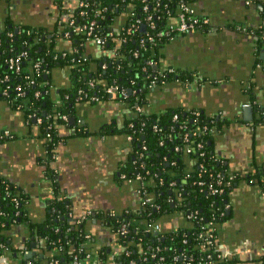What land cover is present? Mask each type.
<instances>
[{
  "label": "crops",
  "instance_id": "obj_1",
  "mask_svg": "<svg viewBox=\"0 0 264 264\" xmlns=\"http://www.w3.org/2000/svg\"><path fill=\"white\" fill-rule=\"evenodd\" d=\"M76 3L65 0L69 8ZM191 9L208 19L210 29L171 38L159 51V68L187 72L192 78L153 88L146 109L199 111L217 124L211 154L236 177L226 199L227 218L217 227L219 249L235 264H264V178L257 174L264 164V46L252 35L253 29L264 28V0H193ZM62 18L55 0H0V31L11 23L42 28L63 56L73 43L59 34ZM169 25H176V19ZM83 53L91 57L89 68L95 74L102 51L88 45ZM48 81L56 99L70 85L69 70L55 67ZM129 116L127 106L109 98L78 102L73 125L56 127L58 141L48 156V141L38 125L0 97V135L9 132L13 137L0 140V181L21 195L29 224L45 223L49 200L66 199L70 217L92 237L91 253L106 249L104 264H113L122 250L104 217L128 213L138 200L137 183L123 177L135 154L119 133ZM193 161L187 158L184 171L193 170ZM18 223L3 231L16 251L30 237L26 225ZM157 223L165 231L189 226L179 212L163 215ZM41 247L34 250L42 257L35 256L32 264L48 262L51 254ZM18 257L6 253L0 264H24Z\"/></svg>",
  "mask_w": 264,
  "mask_h": 264
},
{
  "label": "trees",
  "instance_id": "obj_2",
  "mask_svg": "<svg viewBox=\"0 0 264 264\" xmlns=\"http://www.w3.org/2000/svg\"><path fill=\"white\" fill-rule=\"evenodd\" d=\"M76 1H82L87 6L78 8L76 3L74 8H69L65 0H55V7L63 16L60 20L61 25L58 26L61 30L59 34L67 33L66 37L73 43L72 51L63 56L54 50L55 42L48 38L50 32L42 28L15 26L11 23L6 24L5 29L0 31V97L9 103V100L16 98L15 88L21 87L23 96L17 97L13 105L9 104L23 111L27 120L35 119L43 137L50 135V140L46 143V152L50 156L58 141L56 127L68 123L74 114L75 104L89 101L91 97L98 99L104 97V87L112 83L124 90L128 98L123 104L127 106L130 116L119 133L132 137L131 145L135 154L133 162L123 173L127 179L133 181L137 175L142 177L149 186V195L153 197L151 205H158L159 209L149 204H140L139 197L134 210L125 214H116L114 218H105V222L113 232L121 222L129 224L128 236L120 237L114 232L116 243L122 249L115 257L114 263L128 264L132 260L135 264H142L140 261L142 253L148 248L158 247L160 251L154 260H150L151 264H157L160 257L163 258V263H167L172 257L180 255H184L185 259H179L177 264H185L186 261L191 260L190 264H204L208 252L197 238L199 229L208 221H213L212 232L216 245H219L217 227L227 218V212L224 211L221 216L219 210L225 207L227 195L236 181L235 178L231 187L225 189L221 196L216 197L200 192L193 185L200 164L208 173H219L224 177L229 175L221 162L211 154V135L201 132L203 126L217 129V124L213 119L205 118L199 111L185 113L179 110H166L152 113L146 109L147 95L153 88L160 86L162 80L188 82L192 78L187 72L160 76L159 51L170 40L165 33L171 20L178 16L180 6L186 5L191 8L193 0ZM81 12L84 14L81 15ZM147 16H151L153 28H150L145 21ZM137 20L142 21L140 25L136 24ZM70 21L72 25L69 24ZM91 22L94 23L93 34L104 40L101 48L93 43H86L84 34L78 31ZM142 26H144L143 31H141ZM245 31L249 33L251 29ZM252 31L258 44L263 47L264 42L261 37L264 35V28L260 27ZM9 34L12 36L9 37ZM148 38H152V41L149 42ZM140 41H143L142 46ZM88 45L97 47L103 55V58H99L103 59L101 63L96 60L100 64H97L95 74L90 72L89 68L91 57L83 53ZM21 52H26L27 57L22 61L20 72L9 71L5 61ZM134 52L138 53L136 57L133 56ZM149 61L156 64L154 68L146 65ZM36 63L39 65L38 71L32 68ZM100 65H104L105 69H101ZM55 67L67 68L70 73L69 87L60 91L56 99L51 96L48 81L49 73ZM143 67H146L145 71H142ZM4 76H8V79L1 82ZM91 81L93 86L89 85ZM152 83L154 86H150ZM3 91H6L5 96L2 94ZM135 105L141 106L144 112L135 114L133 111ZM263 112L261 111L263 115L261 120L264 118ZM193 113H197L198 116ZM174 115H177L175 121ZM76 125L75 123L74 126ZM128 125H132V128ZM80 127L77 129L82 131ZM153 127L157 130L154 131ZM108 130L106 128L105 133ZM198 143L203 145V157H199V151L196 149ZM176 146L180 151L174 150ZM142 147L146 148L145 151H142ZM185 148L191 149L190 154L185 153ZM139 153L142 154L141 158L138 157ZM187 158L194 160L191 172L184 171ZM257 174L264 178V164L259 167ZM160 179L164 181V185H159ZM202 179L209 180L207 174H203ZM169 181L176 183L173 189H167L166 185ZM176 192L180 196H176ZM14 199L19 200L17 207ZM21 201V195L16 193V189L0 181V255L6 253L5 248L11 247L3 231L12 224L20 222L18 224H25L29 232L30 237L24 243L27 249L30 244H36L37 240H41V245L50 252V257L57 259L60 264L70 260L72 248L84 264H92V259L87 260L88 255L90 257L93 251L92 237L84 232L80 223L69 216L70 210L66 199L56 197L47 202L46 220L41 225L28 223L24 217ZM174 212H179L184 217L196 212L197 219H191L188 228H175V232L162 230L158 236L145 232L147 221L154 223L161 216ZM86 235L88 238H84ZM55 250L57 253L53 252ZM94 252L97 264H104L107 257L106 249L102 248ZM260 262L263 264L261 260ZM212 264H235V262L227 258L222 262L213 260Z\"/></svg>",
  "mask_w": 264,
  "mask_h": 264
},
{
  "label": "built area",
  "instance_id": "obj_3",
  "mask_svg": "<svg viewBox=\"0 0 264 264\" xmlns=\"http://www.w3.org/2000/svg\"><path fill=\"white\" fill-rule=\"evenodd\" d=\"M87 5L84 4L82 1H77V7L78 8H85ZM145 10V8H144ZM180 12L178 14V16L176 17V25H169L168 31L167 33H165V35L167 37H169V39L173 38L174 36H179V35H185V34H190L196 31H203V30H207L210 29V23L208 21L207 18H203L201 16H197L193 13V10L186 5H181L180 6ZM81 15H83L84 13L81 12ZM97 14H99V12H97ZM145 21L148 23L150 28H153V22L151 19V16H147ZM141 20H137L136 24L140 25L141 24ZM70 25H72V21L69 22ZM93 27H94V23L91 22L86 26H82L81 28H79V32L84 34V38H85V42L86 43H93L95 44L97 47H102L104 44V40L101 37H97L96 35L93 34ZM129 32V30H128ZM65 36H67V33H64ZM9 37H11L12 35L9 34ZM158 36H160V34H158ZM261 40L264 42V35L261 37ZM148 41L151 42L152 38H148ZM141 46L143 45V41H140ZM138 55L137 52L133 53V56L136 57ZM27 57V53L26 52H21L19 54H16L12 57H9L5 62L7 65V68L9 71H13L15 73H19L21 70V64L24 58ZM147 66L149 67H155V63L152 61H149L146 63ZM38 63L34 64L32 68L36 69V71H38ZM101 69H105L104 65H100ZM146 67L142 68V71H145ZM175 71L173 69H161L159 70V74L162 77H165L167 74H171L174 73ZM8 76H4V78L2 79L1 82H5L7 81ZM166 83V81L162 80L160 85H164ZM90 86H93V82L91 81L89 83ZM150 86H154V84L152 83V85ZM17 95L16 98L18 97H22L23 93H22V89L20 86H17L15 88ZM4 96L6 95V91H3L2 93ZM104 97L102 98H96V97H91L89 98V101L92 102H96L100 99H106L109 98L111 100L114 101H118L121 104H123V102L126 101V99L128 98L127 93L120 89L116 84L112 83L109 85H106L104 87ZM16 98L9 100L10 104H14L16 102ZM84 98H86L84 96ZM135 102H137V98H135ZM133 111L135 114H141L144 112V109L141 106L135 105L133 107ZM195 116H198L197 113H193ZM63 120H66L65 117H62ZM177 119V115L173 116V120L175 121ZM128 127L132 128V125H128ZM153 130L156 131L157 129L155 127H153ZM214 128H207L205 126H203L201 128V132L202 133H208L210 135H212V133L214 132ZM11 139L13 137L10 136L9 132H3L0 135V140H7V139ZM45 139L47 141L50 140V135L47 134L45 136ZM126 141L128 143L131 144L132 142V137L131 136H126ZM145 147H142V151H145ZM196 149L199 151V157H203L204 156V152H203V145L201 143H198L196 145ZM175 151H180L179 147H175L174 149ZM191 149L190 148H185V153L186 154H190ZM139 158L142 157V154L139 153L138 155ZM207 174V177L209 178V180H204L202 179V175ZM123 177L125 179L126 176L123 175ZM235 176L229 174L228 176L224 177L221 176L219 173H208V171L203 167V165H199L198 167V174L196 179L193 181V185H195L200 192H206V194L210 195V196H221L224 193V190L227 188H230L231 185L233 184L234 180H235ZM128 181L132 182V179H127ZM133 182H136L138 185V188L136 190L137 196L138 198L141 200L140 204H149L151 207L155 208V209H159L158 205H151V203H153V197H151L149 195L148 192V185L145 183L144 179L140 176H136V178L134 179ZM159 185H164V181L162 179L159 180ZM176 183L173 181H169L167 182V189H173L175 187ZM176 196H180L177 192H176ZM138 199V200H139ZM14 204L15 207H17L19 205V200L18 199H14ZM170 202V201H169ZM219 210V209H218ZM228 210V205L226 203L225 207L222 208V210H219V213L221 216H223V212ZM70 216V215H69ZM116 216V214H114L113 212L110 213L109 215L105 216L109 217V218H114ZM185 219L189 222V224H191V219L192 220H196V212H194V214H188L187 217H185ZM201 220V219H200ZM146 229L145 232L147 234H154L157 233L158 235L162 232V227L157 223V222H150L147 221L146 222ZM214 224L213 221H208L207 223H205L203 226L200 227L199 229V233L197 235V238L200 240L201 245L205 248V250L208 252H206V256H205V262L204 264H212L213 260L215 261H219L222 262L224 260H226L228 257L227 254L223 253L220 249H219V245H216V240H215V236L213 235L212 230H214L213 228ZM209 229V230H208ZM118 236L120 237H126L129 234V224L125 223V222H121L120 224H118V226L116 227V231H114ZM168 232H175V230H170ZM157 235V236H158ZM84 238H88V235H86ZM42 241L41 240H37L36 242V246L41 245ZM24 247V250H21V254H27L30 251V247L27 249L24 245L22 246ZM20 248V247H19ZM18 248V250H20ZM6 251V253H14L16 250L14 248H9V249H4ZM17 250V251H18ZM14 251V252H13ZM16 251V254H17ZM160 251V249L158 247L155 248H148L146 251H144L142 253V258L140 261H142V264H151L150 260H154L156 255L158 254V252ZM210 251V252H209ZM54 253H57V250L53 251ZM5 253V254H6ZM4 254V255H5ZM20 254V255H21ZM92 255V257H91ZM89 257H87L88 259H92V264H97V257H96V253H92ZM214 255V257H213ZM3 255H0V262L4 260V258H2ZM215 258V259H213ZM179 259H185L184 255H180V256H174L172 257L170 262L167 263H163V258L160 257L158 259L157 264H177ZM115 261V259H114ZM192 261V260H191ZM191 261H186L185 264H190ZM26 264H32V261H27ZM46 264H60L59 261L57 259H54L53 257H50L48 262ZM65 264H84L81 260L80 257L75 254V250L72 248V256L70 258V260L65 263ZM113 264H115L113 262ZM128 264H135L134 261H130L128 262Z\"/></svg>",
  "mask_w": 264,
  "mask_h": 264
},
{
  "label": "water",
  "instance_id": "obj_4",
  "mask_svg": "<svg viewBox=\"0 0 264 264\" xmlns=\"http://www.w3.org/2000/svg\"><path fill=\"white\" fill-rule=\"evenodd\" d=\"M144 30V26H142L141 27V31H143ZM15 32H16V30H15ZM44 79L46 80L47 79V77L45 76L44 77ZM33 122H35V119H33ZM68 124L69 125H73V123H74V119L73 118H70L69 120H68ZM171 192H168V194H170ZM158 234L157 233H154L153 234V236H157ZM42 246V245H41ZM30 251L27 253V254H21V255H19V257L17 256V254H16V251L13 253V258H16L17 259V257H18V259L19 260H22L23 261V263L24 264H26L27 263V261H30L31 259H34V257L35 256H40V254L38 253V251H36V250H34L35 248H36V245H35V243H32V244H30ZM41 248H43V246L41 247ZM20 249V251L21 250H24V247H21V248H19ZM43 255V254H42ZM40 257H42V256H40Z\"/></svg>",
  "mask_w": 264,
  "mask_h": 264
},
{
  "label": "rangeland",
  "instance_id": "obj_5",
  "mask_svg": "<svg viewBox=\"0 0 264 264\" xmlns=\"http://www.w3.org/2000/svg\"><path fill=\"white\" fill-rule=\"evenodd\" d=\"M23 12L25 13L24 15H27V7L24 8Z\"/></svg>",
  "mask_w": 264,
  "mask_h": 264
},
{
  "label": "flooded vegetation",
  "instance_id": "obj_6",
  "mask_svg": "<svg viewBox=\"0 0 264 264\" xmlns=\"http://www.w3.org/2000/svg\"><path fill=\"white\" fill-rule=\"evenodd\" d=\"M8 1H11V0H8ZM16 31H17V29H16Z\"/></svg>",
  "mask_w": 264,
  "mask_h": 264
}]
</instances>
